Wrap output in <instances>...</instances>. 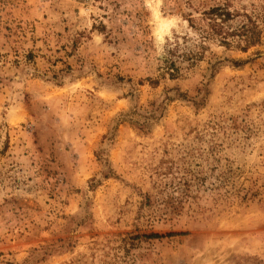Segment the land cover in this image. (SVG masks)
I'll list each match as a JSON object with an SVG mask.
<instances>
[{
  "label": "rangeland",
  "instance_id": "rangeland-1",
  "mask_svg": "<svg viewBox=\"0 0 264 264\" xmlns=\"http://www.w3.org/2000/svg\"><path fill=\"white\" fill-rule=\"evenodd\" d=\"M217 5L261 44L200 34ZM0 264H264V0H0Z\"/></svg>",
  "mask_w": 264,
  "mask_h": 264
},
{
  "label": "trees",
  "instance_id": "trees-1",
  "mask_svg": "<svg viewBox=\"0 0 264 264\" xmlns=\"http://www.w3.org/2000/svg\"><path fill=\"white\" fill-rule=\"evenodd\" d=\"M236 15L232 14L227 6L217 5L204 10L200 22L203 24L198 30L200 34L205 35L207 39L217 41L220 45L227 48H240L243 51H247L250 48L261 44L262 31L257 22L252 18H248L247 22H242L240 26L234 27L232 21ZM191 27L195 29V20L193 18L187 19ZM201 25V23H200ZM197 30V29H196ZM186 40V39H185ZM197 45L190 46L188 51L184 54L180 53L181 45L177 40L175 46L168 50V56L164 61V71L166 75H169L171 79H179L188 72L195 63L200 60L203 53L198 52ZM204 49V48H203ZM188 175L191 176L190 172ZM191 179L180 177L178 179L173 178L167 185L168 189L172 190V194L168 196V204L172 207V211L178 210L183 203H185L191 197V190L195 180L200 183L204 182V179L193 176ZM166 186V188H167ZM150 203L149 198H147ZM179 234H167L165 237L177 236ZM186 235V234H181ZM146 239H159L164 236L159 234H150L142 236Z\"/></svg>",
  "mask_w": 264,
  "mask_h": 264
}]
</instances>
